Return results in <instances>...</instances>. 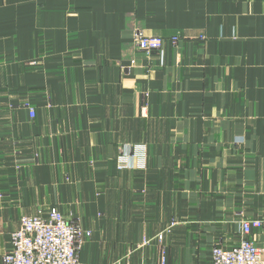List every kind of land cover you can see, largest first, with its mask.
Listing matches in <instances>:
<instances>
[{"label": "crops", "instance_id": "obj_1", "mask_svg": "<svg viewBox=\"0 0 264 264\" xmlns=\"http://www.w3.org/2000/svg\"><path fill=\"white\" fill-rule=\"evenodd\" d=\"M54 207L80 264H210L264 221V0H0V264Z\"/></svg>", "mask_w": 264, "mask_h": 264}, {"label": "built area", "instance_id": "obj_2", "mask_svg": "<svg viewBox=\"0 0 264 264\" xmlns=\"http://www.w3.org/2000/svg\"><path fill=\"white\" fill-rule=\"evenodd\" d=\"M134 42L146 53L162 51L164 46L161 37L148 36L139 29L135 31ZM31 114L35 116L33 109ZM263 227L261 219L244 218L241 241L233 246L213 247L210 264H264V242L256 243L250 238L255 230ZM90 237V231L66 218L57 208L47 212L40 210L35 215L22 216L19 229L11 234V249L3 255L2 264H80L79 252ZM162 239L163 234H159L158 240ZM149 242V239L144 241L145 244ZM160 256L159 263L164 264L165 248Z\"/></svg>", "mask_w": 264, "mask_h": 264}, {"label": "rangeland", "instance_id": "obj_3", "mask_svg": "<svg viewBox=\"0 0 264 264\" xmlns=\"http://www.w3.org/2000/svg\"><path fill=\"white\" fill-rule=\"evenodd\" d=\"M139 30H142V29H139ZM143 31V30H142ZM144 32V31H143ZM145 33V32H144ZM135 34V33H134ZM146 34V33H145ZM147 35V34H146ZM148 36H152V35H148ZM158 37H160V36H158ZM162 38V37H161ZM174 38H177V40H174ZM173 39H172V41L174 42V43H177V41L179 40V38H178V36H176V37H174ZM201 38H203V39H205V36H201ZM163 39V38H162ZM163 41H164V39H163ZM135 43V42H134ZM136 46V45H135ZM136 48H137V46H136ZM138 49V48H137ZM139 50V49H138ZM164 46H163V49H162V51H154V52H157V53H159V54H161V55H163V53H164ZM139 51H141V50H139ZM142 52H144V51H142ZM144 53H146V52H144ZM153 53V52H152ZM146 54H150V53H146ZM26 105L27 106H32L30 103H26ZM33 107V106H32ZM30 114H31V110H30ZM31 116H32V114H31ZM32 117H34V116H32ZM56 208V207H55ZM58 209V208H57ZM59 210V209H58ZM60 211V210H59ZM64 214V213H63ZM65 215V214H64ZM65 217L66 218H68V219H71V218H73V217H70V216H68L67 217V215H65ZM73 220H75V221H77V222H79L80 223V225H81V227L84 229V230H86V231H90L91 232V237L89 238V239H87L86 241H85V243L88 241V240H90L91 238H92V235H93V233H92V231L90 230V229H88V228H86V227H84L83 226V224L79 221V220H77V219H73ZM146 239H149L148 237H146L144 240H143V242H142V245H146L145 243H144V241L146 240ZM150 240V242L148 243V244H151V239H149ZM158 240V239H157ZM159 242H161L160 240H158ZM84 243V244H85ZM83 247H84V245H83ZM83 247L81 248V250H80V252H79V258H80V253H81V251L83 250ZM163 248H165V250H166V261H165V263L164 264H167L168 262V250H167V247H165V246H163V245H161L160 246V250H159V252H160V255H161V250L163 249ZM161 259V256L159 257V260ZM143 262H147V261H143ZM142 262V263H143ZM160 262V261H159ZM126 264H131V263H126ZM149 264V263H148ZM159 264H161V263H159Z\"/></svg>", "mask_w": 264, "mask_h": 264}]
</instances>
